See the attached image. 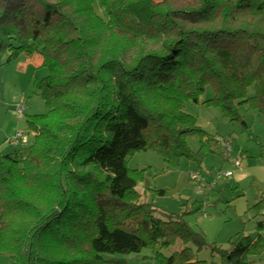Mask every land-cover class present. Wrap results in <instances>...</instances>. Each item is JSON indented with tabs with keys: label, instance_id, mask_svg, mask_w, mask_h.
Instances as JSON below:
<instances>
[{
	"label": "trees",
	"instance_id": "trees-1",
	"mask_svg": "<svg viewBox=\"0 0 264 264\" xmlns=\"http://www.w3.org/2000/svg\"><path fill=\"white\" fill-rule=\"evenodd\" d=\"M94 1L0 0L7 62L38 54L48 69L47 111L26 117L33 137L0 154V254L11 264H100L150 249L159 264H208L192 249L207 246L203 234L142 201L144 170L127 158L153 150L200 165L213 139L184 106L201 103L207 86L214 95L202 104L231 121L240 109L264 114V0H99L105 17ZM176 240L182 249L164 255ZM229 244L211 247L219 264H250L264 237Z\"/></svg>",
	"mask_w": 264,
	"mask_h": 264
},
{
	"label": "rangeland",
	"instance_id": "rangeland-1",
	"mask_svg": "<svg viewBox=\"0 0 264 264\" xmlns=\"http://www.w3.org/2000/svg\"><path fill=\"white\" fill-rule=\"evenodd\" d=\"M97 13L105 17L99 0L94 1ZM9 52L0 51V154H12L19 150V144L8 140L22 133L30 142L33 132L26 123L29 115L46 113L47 109L40 94V81L48 75L46 67H40L42 58L20 56L7 62ZM211 86L200 96L199 104L187 103L184 111L197 119L198 126L213 139L211 151L207 152L199 165L185 157L176 165L169 164L164 157L153 150L139 151L127 158L130 169L143 171V179L136 190L142 201L153 204L166 213L181 214L182 220L193 230L201 232L207 246L200 251L192 246L199 260L208 264H219L211 247L229 249V241L236 235L256 239L264 237V228L257 229V222L264 221V114L252 109H240L237 120L224 117L219 106L205 105L203 101L213 97ZM230 139L232 158L241 162L233 169L222 157V148L216 140ZM201 137L187 139L190 150L197 152ZM26 150V148H25ZM23 150V152H25ZM233 171L229 178L226 171ZM195 175L191 178V175ZM220 175L218 177L217 175ZM201 184L205 189L200 192ZM209 186L211 191L206 190ZM158 190H164L163 195ZM261 202L259 206L254 205ZM264 223V222H263ZM179 240L162 252L171 255L180 251ZM100 264H159L152 259L150 249L136 254H103ZM250 264H264V250L249 255ZM0 264H11L7 254H0Z\"/></svg>",
	"mask_w": 264,
	"mask_h": 264
},
{
	"label": "built area",
	"instance_id": "built-area-1",
	"mask_svg": "<svg viewBox=\"0 0 264 264\" xmlns=\"http://www.w3.org/2000/svg\"><path fill=\"white\" fill-rule=\"evenodd\" d=\"M9 142H11L13 145L15 144H19L20 146H25L28 142V139L25 135H23L22 133H17L16 135L12 136L9 140ZM219 144L222 148V157L224 158V160L228 161L231 163L233 169L239 168L241 166V162L232 158V146H231V140L230 139H219ZM233 171H226L223 175L226 178H229L230 176H232ZM218 177H220V175H217ZM195 175H191V178H194ZM196 178V177H195ZM206 185L201 184V187L199 189L200 192H202L205 189ZM204 188V189H203ZM212 187L209 186L208 188H206V190L211 191Z\"/></svg>",
	"mask_w": 264,
	"mask_h": 264
},
{
	"label": "crops",
	"instance_id": "crops-1",
	"mask_svg": "<svg viewBox=\"0 0 264 264\" xmlns=\"http://www.w3.org/2000/svg\"><path fill=\"white\" fill-rule=\"evenodd\" d=\"M240 167H241V166H240ZM240 167H239V168H240ZM236 169H238V168H236Z\"/></svg>",
	"mask_w": 264,
	"mask_h": 264
}]
</instances>
